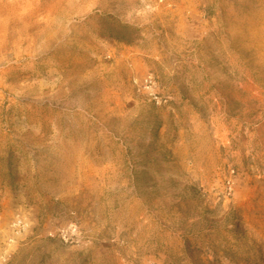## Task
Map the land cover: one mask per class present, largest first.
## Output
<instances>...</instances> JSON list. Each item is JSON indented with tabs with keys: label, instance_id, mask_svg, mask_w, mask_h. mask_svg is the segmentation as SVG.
<instances>
[{
	"label": "rangeland",
	"instance_id": "1",
	"mask_svg": "<svg viewBox=\"0 0 264 264\" xmlns=\"http://www.w3.org/2000/svg\"><path fill=\"white\" fill-rule=\"evenodd\" d=\"M0 264H264V0H0Z\"/></svg>",
	"mask_w": 264,
	"mask_h": 264
},
{
	"label": "built area",
	"instance_id": "2",
	"mask_svg": "<svg viewBox=\"0 0 264 264\" xmlns=\"http://www.w3.org/2000/svg\"><path fill=\"white\" fill-rule=\"evenodd\" d=\"M77 234H78V228H77L75 225H71V226H69V227L67 228V230H65V231L63 232V237L66 239V238H68L70 235H71L72 237H74V236H77Z\"/></svg>",
	"mask_w": 264,
	"mask_h": 264
}]
</instances>
